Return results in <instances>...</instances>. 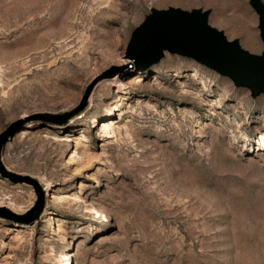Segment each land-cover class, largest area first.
Here are the masks:
<instances>
[{
    "label": "rangeland",
    "instance_id": "374dc122",
    "mask_svg": "<svg viewBox=\"0 0 264 264\" xmlns=\"http://www.w3.org/2000/svg\"><path fill=\"white\" fill-rule=\"evenodd\" d=\"M169 7L264 49L249 0H0V162L42 193L30 220L34 186L0 172V264H264V94L137 67L131 32Z\"/></svg>",
    "mask_w": 264,
    "mask_h": 264
},
{
    "label": "water",
    "instance_id": "95a60500",
    "mask_svg": "<svg viewBox=\"0 0 264 264\" xmlns=\"http://www.w3.org/2000/svg\"><path fill=\"white\" fill-rule=\"evenodd\" d=\"M249 4L258 16L259 36L264 45V4L261 0H249ZM208 14V10L201 9H150L131 32L128 57L135 60L137 67H150L161 60L164 52L185 56L228 77L236 87L249 89L252 97L264 94V49L259 55L252 54L237 39L227 40L222 31L208 24ZM19 124L20 121L13 122L1 135L0 152L5 135ZM0 172L34 186L40 198L31 212L30 220H34L42 208L37 182L28 176L17 177L6 172L1 162Z\"/></svg>",
    "mask_w": 264,
    "mask_h": 264
},
{
    "label": "bare ground",
    "instance_id": "6f19581e",
    "mask_svg": "<svg viewBox=\"0 0 264 264\" xmlns=\"http://www.w3.org/2000/svg\"><path fill=\"white\" fill-rule=\"evenodd\" d=\"M136 79V77L132 78L131 80H129V83L134 81ZM117 83H119V85L121 84V82L118 80ZM94 120V118H93ZM109 123L106 122V120L104 121H101V126H100V132H103V133H107L109 132ZM78 173V172H76ZM67 256H69V254H67Z\"/></svg>",
    "mask_w": 264,
    "mask_h": 264
}]
</instances>
